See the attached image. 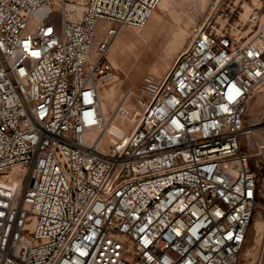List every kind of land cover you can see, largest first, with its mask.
<instances>
[{"label": "built area", "instance_id": "2783aa9c", "mask_svg": "<svg viewBox=\"0 0 264 264\" xmlns=\"http://www.w3.org/2000/svg\"><path fill=\"white\" fill-rule=\"evenodd\" d=\"M161 1L0 0V264H240L264 197L242 143L264 136L245 124L264 2L245 40L197 25L137 121L107 116L111 46Z\"/></svg>", "mask_w": 264, "mask_h": 264}, {"label": "rangeland", "instance_id": "374dc122", "mask_svg": "<svg viewBox=\"0 0 264 264\" xmlns=\"http://www.w3.org/2000/svg\"><path fill=\"white\" fill-rule=\"evenodd\" d=\"M264 0H171L169 9H158L143 28L126 26L113 42L109 57L114 66L111 81L101 88L103 109L107 116L122 103L130 110L132 123L141 108L146 86L159 82L170 72L195 27L203 21L211 27L251 37L257 25L252 16L260 14ZM257 13V14H256ZM106 102L108 106L105 108ZM264 120V82L253 92L245 116L246 126ZM260 125L251 127V130ZM264 136L244 135L245 149L253 153L252 162L259 171L264 195V152L254 143ZM259 153V154H258ZM249 228L247 244L240 264H264V197Z\"/></svg>", "mask_w": 264, "mask_h": 264}, {"label": "bare ground", "instance_id": "6f19581e", "mask_svg": "<svg viewBox=\"0 0 264 264\" xmlns=\"http://www.w3.org/2000/svg\"><path fill=\"white\" fill-rule=\"evenodd\" d=\"M170 3H171V0H162L161 2H160V4H159V8L160 9H169V6H170ZM69 8L70 9H78L79 11H81L82 9H83V5L82 4H74V5H70L69 6ZM158 9V8H157ZM156 12V11H155ZM155 12H154V14H155ZM197 27V26H196ZM218 28V27H217ZM122 32V31H121ZM121 34V33H120ZM119 34V35H120ZM118 35V36H119ZM195 35V30H193V32H192V35H191V37H190V39H189V41H188V44L191 42V40H192V38H193V36ZM117 36V37H118ZM186 49V46L185 47H183V49H182V51H181V53L180 54H182L183 52H184V50ZM180 54L178 55V56H180ZM173 67V66H172ZM172 67H171V69H172ZM170 69V70H171ZM113 78H115V75H113V77L110 79V81L113 79ZM141 104H142V106H141V108H139V109H137V114H136V117H133V121L135 122V121H137L138 120V118H139V115L140 114H142L143 113V111H144V107H143V102H142V100H141ZM108 106V103L106 102V104H105V108ZM260 123L258 122V123H255V124H253V125H251V126H257V125H259ZM264 142V138L263 139H261V140H259V141H257L256 143H254V147H255V149L256 150H258L259 149V145L261 144V143H263ZM263 152H264V150H263ZM259 154V153H258Z\"/></svg>", "mask_w": 264, "mask_h": 264}]
</instances>
